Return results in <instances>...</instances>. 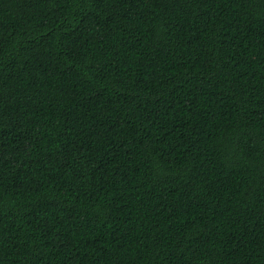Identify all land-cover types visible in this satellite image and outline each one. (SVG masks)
Instances as JSON below:
<instances>
[{
    "label": "trees",
    "instance_id": "16d2710c",
    "mask_svg": "<svg viewBox=\"0 0 264 264\" xmlns=\"http://www.w3.org/2000/svg\"><path fill=\"white\" fill-rule=\"evenodd\" d=\"M0 264H264V0H0Z\"/></svg>",
    "mask_w": 264,
    "mask_h": 264
}]
</instances>
